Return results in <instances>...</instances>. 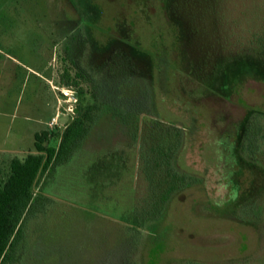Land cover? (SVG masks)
I'll list each match as a JSON object with an SVG mask.
<instances>
[{"label": "rangeland", "instance_id": "374dc122", "mask_svg": "<svg viewBox=\"0 0 264 264\" xmlns=\"http://www.w3.org/2000/svg\"><path fill=\"white\" fill-rule=\"evenodd\" d=\"M263 31L264 0H0L1 159L42 131L57 146L78 101L65 73L94 106L40 178L13 264H264V142L256 161L240 149L264 122ZM174 129L201 182L148 222L140 164Z\"/></svg>", "mask_w": 264, "mask_h": 264}, {"label": "trees", "instance_id": "16d2710c", "mask_svg": "<svg viewBox=\"0 0 264 264\" xmlns=\"http://www.w3.org/2000/svg\"><path fill=\"white\" fill-rule=\"evenodd\" d=\"M256 42L258 54L264 61V31L257 36ZM62 78L66 86L75 88L78 101L74 117L59 136L57 146L51 145L57 137L53 131H42L34 135V153L30 152L21 159L13 157L8 161L0 157V264L16 262L17 250L23 238L24 216L39 205L35 189L40 178L70 159L79 142L87 135L92 121L94 106L84 105V93L79 85L85 78L80 73L73 78L65 73ZM255 115L252 114L245 124L240 149L246 157L256 161L264 142V122L258 121ZM260 118L264 119L261 115ZM165 133L167 141L163 145H151L147 155L144 154L145 162L141 161L140 164V171L146 172L143 176L150 189L148 222L159 216L171 197L201 182L199 177L181 171L176 164L182 147L183 131L174 129ZM135 222L144 225L145 221Z\"/></svg>", "mask_w": 264, "mask_h": 264}]
</instances>
